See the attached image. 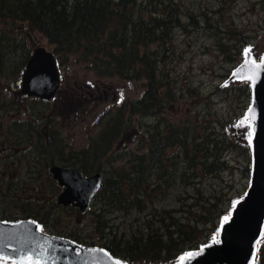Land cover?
<instances>
[{
  "label": "trees",
  "instance_id": "obj_1",
  "mask_svg": "<svg viewBox=\"0 0 264 264\" xmlns=\"http://www.w3.org/2000/svg\"><path fill=\"white\" fill-rule=\"evenodd\" d=\"M181 8L175 0H0V98L2 95L5 100L12 95L3 91L1 82L4 79H10L9 91L12 90L11 85L16 89L25 62L31 55L30 40L36 34L45 38L46 46L63 68L72 58L75 65L102 78L145 80L144 91L138 98L109 109L103 119L104 124L80 155L81 161L91 168L97 162L99 168L102 164H108L111 168L108 173L103 172L101 187L92 202L97 206L93 211V228L99 230L101 237L107 235L100 240V246L125 264H173L184 253L209 241V231L217 228L215 219H220L222 215H217L219 207L213 199L204 198L202 189L196 186L197 179L201 175L210 176L226 170L228 161L225 155L232 149L250 156L247 141L232 140L226 130L216 131L214 126L209 129V121L179 117L176 122H170L165 115L166 103L169 101L168 105H171L182 97V94H177V81L171 78L173 86V83L169 85L171 80H166L168 72L175 73L167 65L174 62L168 56L176 41L175 29H185L186 25L195 26L196 30L206 27L199 26L197 18L189 13L190 22L185 23ZM206 25L204 32L210 38L231 32L218 30L209 23ZM151 45H155V49ZM162 75H165V79ZM242 82L237 85L238 88L249 95V83ZM214 90L211 93L213 97L228 94L231 90L236 92L231 83L228 87L218 86ZM192 94L190 86L188 95ZM194 96L197 98L195 93ZM237 96L239 98V92ZM38 102L47 104L48 101ZM3 108L5 110L7 107ZM133 115L148 117L153 121L138 136L135 142L138 149L125 151L123 155H110L115 150L114 141L130 125ZM19 123L22 126V122ZM29 126L32 128L35 125ZM32 132L33 138H27V133H19L14 138L0 132V141L25 146L27 152L37 160H31L30 166L40 168L37 172L46 175L39 177L35 172L33 181L46 180L49 190L53 192L58 185L49 167L57 158V153H54V148L58 146L55 143L57 131L51 126L36 125ZM110 156L115 158L111 159ZM25 158L20 156L18 164L23 163ZM118 159H122L121 165L112 166V162ZM39 161L44 163L37 164ZM80 167L84 170L77 169L88 173L86 165ZM247 169L249 171V167ZM4 181L9 180L0 177V186ZM38 183L40 187L32 185V188L36 193H43L41 182ZM177 184L186 188L180 193L181 198L186 200L182 202V206L186 207L185 212L182 207L157 208L154 201L159 194L172 192ZM20 186L22 189H16L21 195L29 190L23 188L26 186L24 183ZM0 190L5 191L4 187ZM185 193H190L192 203L187 204ZM25 199L27 201L22 200L17 216H3V219L17 221L32 218L44 225V220L33 209L37 206V196H26ZM177 202H181L180 198ZM150 206L153 210L146 217L135 218L136 221L143 219L142 227L126 224L116 230L111 223L116 218L112 214L130 216L134 211L139 213ZM178 213L184 214L179 216ZM46 217L49 216L46 214ZM257 248L255 264H264V239Z\"/></svg>",
  "mask_w": 264,
  "mask_h": 264
},
{
  "label": "rangeland",
  "instance_id": "obj_2",
  "mask_svg": "<svg viewBox=\"0 0 264 264\" xmlns=\"http://www.w3.org/2000/svg\"><path fill=\"white\" fill-rule=\"evenodd\" d=\"M175 1L182 7L181 13L184 16L183 21L185 23L190 22L189 13L192 17L195 16L197 18L198 25L201 27H207L206 23H209L210 26L216 27L218 30L231 32L230 34L223 32L221 37L210 38L204 32L206 27L196 30L195 26L186 25L185 29H175L174 38L176 41L172 44L174 48L170 49L168 56V59L172 58L174 62L167 64L170 69L175 70V73L170 74L167 71L169 76L166 77V80L168 79L169 81L174 78L177 81L175 84L177 94H182V97H179L171 105H168L169 101L166 103L165 115L170 118L168 121L176 122L179 117H186L193 121H209V129L214 126L216 131L226 130L232 140L248 141V133L251 129L245 117L251 97L250 93L248 95L247 92L240 90L237 86L239 83L244 82H230L235 87L236 92L231 90L228 94H221L215 97L211 93L218 86H229V84H226V80L229 79L232 71L245 58L246 49L250 50L249 53L254 61H258L264 55V0ZM30 41L32 49L36 46L49 48L46 46L45 38L40 34H36L35 38ZM151 48L155 49V45H151ZM72 61V58L69 59V63L66 64L65 68L59 67L61 82L51 103L23 101L21 111L17 114V120H30L34 125L51 126L56 129L58 137L56 135L55 143L58 146L53 148L55 149L54 153H57V158L53 159V164L60 166L68 164V166H75L82 170L84 169L80 166L86 165L89 171L85 174L92 175L101 171L103 175V172L108 173L111 170L109 165L102 164L99 168V162H97L91 168L90 165L81 161V151L89 140L96 136L104 124L103 119L109 113V109L114 108L121 102L138 98L144 91L145 80L125 81L116 77L102 78L82 68L80 65H75ZM161 66L159 65V67ZM162 76L165 79V75ZM170 83H173L172 80L169 85ZM1 84L4 92L13 93L19 90L20 80L16 89L11 85V91L8 90L10 79H4ZM190 86L193 89L191 96L188 95ZM76 91L81 92L82 96H85L88 101L75 98L71 102L72 98L70 96ZM200 91L201 94L199 93ZM238 92L240 93L239 98L237 96ZM193 99H195V102ZM30 107L34 108L35 115L31 113ZM65 112V116L62 118ZM11 114H15V112L12 111ZM8 119L9 117L4 118V120ZM152 122L151 118H138L137 115H133L130 125L125 127L121 137H117L114 141L113 147L115 150L110 155L114 153L123 155L125 151L137 150L135 142L138 136L143 134L146 127ZM6 134L9 137L13 136L12 134ZM18 148L19 151L26 150L24 146ZM5 149L7 154L13 153V149L9 147L8 143H6ZM21 156H26V158L23 163L18 164V168L8 164L9 161L1 160L3 161V167L6 168L3 170H14L15 173H18V179L17 181H4L0 186V188L4 187L5 189L4 192L0 190V219H3V216H17L19 213L17 210L21 209L22 200L27 201L25 199L26 196H37L38 199H35L37 206L33 207V209L44 220L46 228L39 223V220L36 221L42 229L46 230L45 232L68 237L85 246H100V240L106 238L107 235L101 237L99 230L93 228V211L97 209V206L91 204L85 212H81L72 207L59 205L56 201V196L60 191L59 188L51 192L45 183L46 180L38 182H41L43 193L47 194L36 193L32 185L40 187L38 185L40 183L33 181V178H36V173H38L37 171L40 168L33 165L32 167L30 166L31 160L37 161L36 157L31 155L30 152ZM32 156L34 157L33 159ZM71 156L76 157V159H70ZM225 159L228 161L226 170L210 176L201 175L202 177L197 179L196 182V186L202 189L204 198L211 199V201L213 199L216 202L219 207L217 215H222L220 219H215L217 228L209 231L211 233L209 242L212 240L218 241L220 223L225 217L230 215L234 204L245 194L250 182L251 157L249 155H245L238 149H232L226 153ZM49 161H52V159ZM42 162L44 163V161L36 163ZM121 162L122 159H118L112 162V166H120ZM0 166H2V163H0ZM38 174L39 177L46 176L44 172H39ZM21 183L26 184L23 188H29L22 195L18 191L20 188L22 189ZM17 187L19 189H16ZM185 189L182 184H177L172 192L159 194L154 204L159 209H177L182 207L184 209L182 211L185 212L186 207L182 206V202H186V200L182 199L180 195ZM13 195H16V197ZM184 195L186 196L187 204L192 203L193 199H190V193H185ZM178 198L181 200L179 204L177 202ZM42 201H49L50 203ZM27 206L31 207L30 205ZM152 210L153 208L150 206L139 213L134 211L130 216L112 214L111 216H116V218L112 219L111 223L116 226V230H120L126 224L127 226L138 225L142 227L143 219L136 221L135 218H144ZM46 214L49 216L48 218ZM178 214L182 216L184 213ZM3 220L12 222L9 219ZM53 231H56V233H51ZM262 239H264V230L259 241ZM9 263L28 264V261L26 259L9 261L0 258V264ZM31 264H35V262H31Z\"/></svg>",
  "mask_w": 264,
  "mask_h": 264
},
{
  "label": "water",
  "instance_id": "obj_3",
  "mask_svg": "<svg viewBox=\"0 0 264 264\" xmlns=\"http://www.w3.org/2000/svg\"><path fill=\"white\" fill-rule=\"evenodd\" d=\"M254 61L246 53L228 81L247 80L251 103L246 112L250 125L251 178L246 194L233 207L219 229V242L211 241L192 250L191 256L175 264H252L264 225V55ZM247 62V65H246ZM248 76H253L248 79ZM60 84V71L53 52L36 46L25 62L19 93L50 100ZM251 109V113H249ZM52 178L62 188L56 196L59 205H72L81 212L89 208L102 184L96 172L86 176L75 167L51 165ZM32 257L38 264H123L105 248L85 246L67 237L42 230L32 218L14 222L0 220V257L10 261Z\"/></svg>",
  "mask_w": 264,
  "mask_h": 264
},
{
  "label": "flooded vegetation",
  "instance_id": "obj_4",
  "mask_svg": "<svg viewBox=\"0 0 264 264\" xmlns=\"http://www.w3.org/2000/svg\"><path fill=\"white\" fill-rule=\"evenodd\" d=\"M81 89H83V88H81ZM70 98H72L71 102L75 98L76 99H82V101L88 100L85 96H82L81 92H77V91L73 92L72 95L70 96ZM52 100H49L47 103H51ZM23 101L46 102L45 99L22 95V94H19L18 91L13 92L12 95L8 96L7 99H5V100H4V96L1 95V98H0V132H2V133L6 132L8 134L11 133L14 138H17L19 133L24 134V135H25V133H27L26 134L28 136L27 138H31V137L33 138L34 137V135L32 134L33 133L32 129H34V127L36 125L31 128V126H29V125L34 124V123H32V121H30V120H27V121L17 120L18 119L17 114L21 111V107H22L21 105H22ZM4 106L7 107L5 110L3 108ZM18 107H19V109H18ZM12 111H14L15 114H11ZM30 111L32 114H34V115L36 114L33 107H30ZM65 114H66V112L64 113V115H62V118L65 116ZM5 117H9V119L4 120ZM20 121L22 122V126H20V123H19ZM24 135H23V137L25 138ZM0 139H2V136H0ZM5 145L6 144L3 141H0V148H1L0 149V163H2V166H0V177H1V179H4V180L17 181L18 173H15L14 170L13 171L3 170L6 168L3 167V161H1V160L9 161L8 164H11L12 166L18 168V158L22 154L27 153V150H20L19 151L18 147H21V146H18L16 143L14 144V143L10 142L8 145H9V147H12L13 153L7 154L6 149H5ZM24 149H26L25 146H24ZM33 179H35V178H33ZM70 207L77 210V208H75L74 206H70Z\"/></svg>",
  "mask_w": 264,
  "mask_h": 264
},
{
  "label": "snow or ice",
  "instance_id": "obj_5",
  "mask_svg": "<svg viewBox=\"0 0 264 264\" xmlns=\"http://www.w3.org/2000/svg\"><path fill=\"white\" fill-rule=\"evenodd\" d=\"M249 51H250L249 49H246V50H245V53H248ZM251 63H252V64H255V61H252ZM246 65H247V62H246ZM247 78H248V79H252L253 76H248ZM251 111H252V110L249 109V113H251ZM247 119H248V117L246 116V117H245V120H247ZM241 123H243V121H241ZM251 135H252V133L249 132V133H248L249 138H251ZM224 219L227 220L228 217H225ZM187 255H188V256H191V253H189V254H187ZM183 259H184V257L181 258V260H183ZM26 260L28 261V264H31V262H32V257H30V256H29V257H26Z\"/></svg>",
  "mask_w": 264,
  "mask_h": 264
}]
</instances>
